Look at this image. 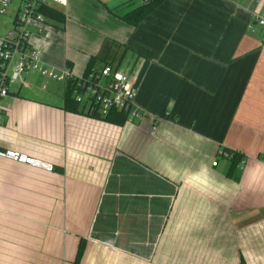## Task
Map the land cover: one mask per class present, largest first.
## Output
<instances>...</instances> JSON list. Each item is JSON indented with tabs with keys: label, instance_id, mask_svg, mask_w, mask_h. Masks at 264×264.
Segmentation results:
<instances>
[{
	"label": "crops",
	"instance_id": "0c3cea01",
	"mask_svg": "<svg viewBox=\"0 0 264 264\" xmlns=\"http://www.w3.org/2000/svg\"><path fill=\"white\" fill-rule=\"evenodd\" d=\"M67 1L64 24L31 30L42 62L80 77L106 40L127 47L144 116L116 124L67 110L65 87L13 85L0 149L54 168L0 156V264H73L82 239L80 264H264L261 5L163 0L133 26L119 15L143 1L98 0L84 30Z\"/></svg>",
	"mask_w": 264,
	"mask_h": 264
},
{
	"label": "built area",
	"instance_id": "2783aa9c",
	"mask_svg": "<svg viewBox=\"0 0 264 264\" xmlns=\"http://www.w3.org/2000/svg\"><path fill=\"white\" fill-rule=\"evenodd\" d=\"M12 1L0 0V13H7ZM251 1L261 5L260 9L253 13V18L264 29V3L261 4L262 0ZM19 2L13 18V28L0 36V124L7 111L4 100L13 95L11 90L14 84H24L23 75L28 71H36L42 76L63 81L65 88L71 82L73 96L90 113L97 112L106 116L112 109L125 110L130 121L144 116L136 105V83L128 66H120L115 62L78 77L69 66L58 69L42 62L40 49L31 42V30L35 27L42 31L39 23L48 19L41 12V8L46 5L64 6L67 5V0H19ZM222 155L231 157V154L225 151ZM0 156L47 170L54 168L51 163L15 149H0ZM213 164L217 165V161Z\"/></svg>",
	"mask_w": 264,
	"mask_h": 264
},
{
	"label": "trees",
	"instance_id": "16d2710c",
	"mask_svg": "<svg viewBox=\"0 0 264 264\" xmlns=\"http://www.w3.org/2000/svg\"><path fill=\"white\" fill-rule=\"evenodd\" d=\"M163 0H149L148 2H142L140 5L136 6L132 10L128 12H124L119 15L122 20L133 25L138 26L141 21L154 9L156 8ZM110 12H113L112 9H109ZM41 12H43L47 18H52L58 21L61 24H64L66 21V13L61 10L57 6L46 5L41 8ZM104 47L101 49L100 53L96 56H92L90 58L87 70L84 75L89 74V72L104 67L107 64H113L118 62L121 66L127 59L128 56V48L124 47V50L119 54L120 45H114V42L106 40L104 42ZM73 84L69 82L67 87L65 88V97H64V107L72 112L76 111H84V105L80 104L76 98L73 96ZM89 113V112H88ZM95 117H101L105 120L116 123V124H124L128 120V113L125 110L112 109L106 116L99 115V113H89ZM223 151H227L231 154V159L233 164H239L242 161L243 154L234 150L223 149L219 154H222ZM85 250V242L82 239L77 250L76 258L73 264H80L81 258L84 254Z\"/></svg>",
	"mask_w": 264,
	"mask_h": 264
},
{
	"label": "rangeland",
	"instance_id": "374dc122",
	"mask_svg": "<svg viewBox=\"0 0 264 264\" xmlns=\"http://www.w3.org/2000/svg\"><path fill=\"white\" fill-rule=\"evenodd\" d=\"M142 1V0H141ZM139 0H135V3L131 4L129 8L134 7ZM19 0H13L11 3V6L9 8V11L5 14L0 13V36L6 34L8 30L13 28V18L16 14V11L19 7ZM62 9H65L64 12L67 13L66 8L64 6H59ZM101 8L100 1L98 0H78V2H75V8L73 10V16H71V19L69 18L68 20L71 23V26H76L80 29H88L91 28L89 25V20L92 18H97L96 16L99 15V11ZM122 10L128 11L130 9L123 8ZM67 18H68V13H67ZM60 25L58 21L48 18L46 19L45 22L39 23V26L43 29L42 31L39 30H34L32 35H42L45 33H48V31L52 28V26ZM88 27V28H87ZM36 32V33H35ZM73 36H76V33L73 34ZM62 41V44L59 43V41H55V45H62L67 47L71 52L78 50V47L76 45H73V43H64L62 38H56V40ZM123 51V48H120L119 54ZM125 67L129 65H124ZM23 79H26V81L32 85L33 83H38L40 87L45 85L46 87V92H56V96L60 99V96L63 97V92H64V87L65 84L63 81H57L53 80L51 78H48L46 76H42L36 71H28L24 73Z\"/></svg>",
	"mask_w": 264,
	"mask_h": 264
},
{
	"label": "bare ground",
	"instance_id": "6f19581e",
	"mask_svg": "<svg viewBox=\"0 0 264 264\" xmlns=\"http://www.w3.org/2000/svg\"><path fill=\"white\" fill-rule=\"evenodd\" d=\"M143 1V0H142Z\"/></svg>",
	"mask_w": 264,
	"mask_h": 264
}]
</instances>
